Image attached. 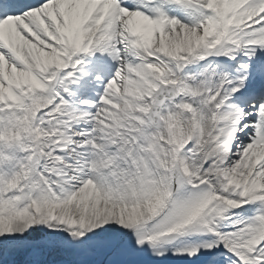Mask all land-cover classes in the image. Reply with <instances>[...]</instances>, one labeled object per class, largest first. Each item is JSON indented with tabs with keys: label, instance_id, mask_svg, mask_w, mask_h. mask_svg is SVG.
<instances>
[{
	"label": "snow or ice",
	"instance_id": "snow-or-ice-1",
	"mask_svg": "<svg viewBox=\"0 0 264 264\" xmlns=\"http://www.w3.org/2000/svg\"><path fill=\"white\" fill-rule=\"evenodd\" d=\"M0 264H264V0H0Z\"/></svg>",
	"mask_w": 264,
	"mask_h": 264
}]
</instances>
